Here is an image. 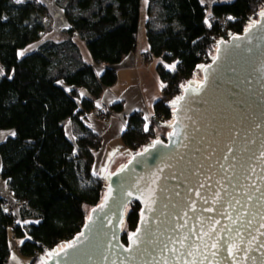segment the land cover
I'll use <instances>...</instances> for the list:
<instances>
[{"label": "trees", "instance_id": "trees-1", "mask_svg": "<svg viewBox=\"0 0 264 264\" xmlns=\"http://www.w3.org/2000/svg\"><path fill=\"white\" fill-rule=\"evenodd\" d=\"M141 1L56 0L70 25L67 39L44 43L19 57L20 50L48 29L46 9L39 3L0 0V65L4 69L0 130L16 133L0 144V177L7 181L13 198L28 203L25 209L6 213V201L0 198V264H7L10 256L8 230L16 237H30L19 251L29 264H35L39 254L79 233L88 217L85 208L100 202L104 180L94 173L93 152L102 142L80 117L94 109V100L104 87L115 83L116 74L108 67L97 78L71 37L85 43L95 64H118L136 48ZM263 8L264 0H229L214 5L210 12L200 0H148L146 36L149 54L162 61L158 74L164 83L163 98L154 104L156 117L148 131L142 114L128 117L123 145L137 151L154 140L155 130L161 131L171 119L168 103L187 81L195 79L200 64L210 62L215 42L229 32L240 34L250 17ZM216 17L227 30L214 22ZM78 88H84L90 99L80 100ZM114 110L121 111V105ZM66 120L74 123V143L66 136ZM140 209L137 202L126 208L123 241L136 229Z\"/></svg>", "mask_w": 264, "mask_h": 264}, {"label": "water", "instance_id": "water-1", "mask_svg": "<svg viewBox=\"0 0 264 264\" xmlns=\"http://www.w3.org/2000/svg\"><path fill=\"white\" fill-rule=\"evenodd\" d=\"M261 12L215 42L210 62L168 103L165 137L124 150L80 232L41 254L44 264H264ZM136 202L140 220L123 241Z\"/></svg>", "mask_w": 264, "mask_h": 264}, {"label": "crops", "instance_id": "crops-1", "mask_svg": "<svg viewBox=\"0 0 264 264\" xmlns=\"http://www.w3.org/2000/svg\"><path fill=\"white\" fill-rule=\"evenodd\" d=\"M221 3L225 2H222V0H205L203 5L207 7V12H210L214 5ZM39 5L46 9L48 29L38 41L27 45L18 52H24L23 56L34 52L44 43H60L67 39L66 31L70 25L64 10L57 5L56 0H41ZM147 10L148 0H142L140 2L136 48L114 66L95 64L85 43L78 36L73 35L71 37L78 47L83 61L92 66L97 78L108 67H112L116 74L115 83L104 87L99 98L94 100V109L85 112L80 117L82 124L101 139V147L93 152V170L101 178L104 177L105 173L116 169L128 157V154L124 151L128 148L121 141L122 134L127 128L128 117L138 112L142 114L145 125H150L156 117L154 104L163 98L164 83L158 74V66L162 61L160 58L149 54L150 48L146 36ZM167 69L172 70L173 67L167 66ZM0 70H3L0 74V78H2L4 69L1 65ZM77 93L80 100L90 99V95L84 88H78ZM118 104L121 105V111L119 112L114 110V107ZM102 106H105L108 112L103 117H99L95 111ZM64 129L68 139L74 143L76 132L72 120L64 122ZM12 132L14 131L0 130V144L8 138H12L13 136L10 135ZM160 132L155 130L154 135L160 137ZM1 169L2 161L0 157V173ZM0 182L5 184L2 186L0 183V198L8 201L12 198L8 183L1 177ZM8 231L10 256L7 264H29V258L21 255L19 251L22 245L20 241H24L27 236L24 238L16 237L11 230Z\"/></svg>", "mask_w": 264, "mask_h": 264}, {"label": "built area", "instance_id": "built-area-1", "mask_svg": "<svg viewBox=\"0 0 264 264\" xmlns=\"http://www.w3.org/2000/svg\"><path fill=\"white\" fill-rule=\"evenodd\" d=\"M26 3H31V4H38L35 2V0H26ZM257 14H254V16ZM250 21V19L248 20V22ZM214 22L217 23L222 30H227V26L226 24L222 21V19L220 17H216L214 19ZM228 34H225V36L221 37L222 39H227ZM96 114L99 117H103L107 112V108L105 106H102L99 110L95 111ZM6 201V200H5ZM28 207V203L26 200H22V199H18V198H11L8 201L5 202L4 204V210L6 213H12L15 210H20V209H25Z\"/></svg>", "mask_w": 264, "mask_h": 264}, {"label": "snow or ice", "instance_id": "snow-or-ice-1", "mask_svg": "<svg viewBox=\"0 0 264 264\" xmlns=\"http://www.w3.org/2000/svg\"><path fill=\"white\" fill-rule=\"evenodd\" d=\"M25 2H26V0H14V3H16L17 5L24 4ZM35 2H36V3H40L41 0H35ZM204 3H205V0H201V4L203 5ZM260 15H261L262 18H264V12H261ZM5 19H6V17H5ZM228 19H229V20H232L233 17L229 16ZM205 23L207 24L208 21L205 20ZM209 26H211V25H209ZM255 26H256V25H255L254 22L251 23V24L249 25V29H248V30H250L251 28H254ZM24 54H25L24 52H20V53H18V56H23ZM171 67H174V66H171ZM2 72H3V70H0V74H2ZM98 74H99V73H98ZM8 78L11 79L12 77L9 76ZM98 106H99V105H98ZM145 131H148L147 126H145ZM10 135L15 136L16 133H15V132H12V133H10ZM159 142H160V141L157 140V141L154 142V144H158ZM145 151H147V149H146ZM121 171H123V169H121ZM208 210L210 211L211 209H208ZM17 223L19 224V223H21V222H20V221H17ZM25 223H27V222H25ZM262 227H264V225H262ZM137 232H139V229L137 230ZM27 238L30 239V237H27ZM131 238H132V237L130 236V239H131ZM20 243L23 244L24 241L21 240ZM213 247H215V245H213ZM236 251H239V249H236ZM41 264H43V262H41Z\"/></svg>", "mask_w": 264, "mask_h": 264}, {"label": "rangeland", "instance_id": "rangeland-1", "mask_svg": "<svg viewBox=\"0 0 264 264\" xmlns=\"http://www.w3.org/2000/svg\"><path fill=\"white\" fill-rule=\"evenodd\" d=\"M227 1H229V0H222V2H227ZM162 131V130H161ZM104 178V177H103ZM1 183V185L3 186V185H5L3 182H0ZM44 254V253H43ZM40 256V254L38 255V257ZM41 262H43V261H41V259L40 260H38L35 264H41ZM30 263V262H29ZM43 264H44V262H43Z\"/></svg>", "mask_w": 264, "mask_h": 264}, {"label": "flooded vegetation", "instance_id": "flooded-vegetation-1", "mask_svg": "<svg viewBox=\"0 0 264 264\" xmlns=\"http://www.w3.org/2000/svg\"><path fill=\"white\" fill-rule=\"evenodd\" d=\"M165 126V125H164ZM164 128H166V127H164ZM166 130L168 131V129L166 128ZM165 136V135H164ZM160 137H163V136H160Z\"/></svg>", "mask_w": 264, "mask_h": 264}]
</instances>
